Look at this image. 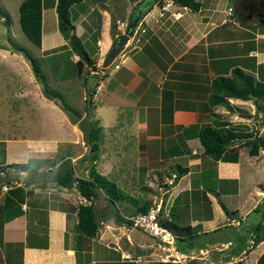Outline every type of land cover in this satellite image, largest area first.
<instances>
[{"label": "crops", "instance_id": "0c3cea01", "mask_svg": "<svg viewBox=\"0 0 264 264\" xmlns=\"http://www.w3.org/2000/svg\"><path fill=\"white\" fill-rule=\"evenodd\" d=\"M21 1L0 0V20L5 13L11 18L9 4L19 6ZM139 1L81 0L70 6L71 32L80 37L97 66L95 70L86 62L82 64L90 67L93 76L99 75L93 99L98 90L104 93L107 89L119 95L136 89L138 95L128 112L122 110L117 116L118 109L107 117L106 124L99 117L107 140L114 133L111 141H117V131L122 130L117 129L118 124L124 127L125 138L137 135L136 194L109 174L116 169L122 179L129 177L126 164L130 154L125 143H104L107 167L100 171L114 178L130 195L145 196L151 206L159 204L162 214L178 224L194 226L196 235L191 243L180 241L189 248L183 252L191 255L181 262L264 264V206L257 207L264 200V149L252 155L245 138L238 136L228 142L222 157L214 159L204 151L197 136L199 126L227 122L226 126L264 137V100L259 101L262 109L254 98L228 97L231 109L208 102L212 79L231 75L234 67L252 74L255 80H264V0H199L196 10L172 0L154 1L116 55L120 58L115 62L118 66L100 70L103 57L113 40L123 36L130 13ZM55 5L56 0H42L38 47L40 57L45 62L48 59L50 67L79 58L66 45ZM17 57L27 66H19ZM28 63L22 53L11 48L7 38L0 37V79L17 85L22 81L17 93L27 97L21 99L28 105L24 110L16 102L7 101V110L19 119L30 115L33 101L42 108L49 106V98ZM148 63L154 66H142ZM53 105L50 107L62 116L61 108ZM14 123L21 126V121L13 120ZM22 125L31 129L26 120ZM24 137L0 139V164L39 160L34 171L27 174L29 185H22L20 179H14L19 187L10 186L9 181L0 183V264H143L142 251L159 257L161 250L154 239L126 222L119 224L110 218L101 223L94 236L79 232L77 204L87 199L75 186L67 188L53 180L54 171L61 169L63 162L55 160L54 139L47 138L46 131L39 138ZM117 147L120 154L114 153L119 151ZM115 154L120 159L118 163ZM83 155L67 158L78 175L84 174V169V175L87 173L88 161L80 160ZM100 159L101 154L97 168ZM176 169L182 174L177 176ZM13 187L17 190L9 192ZM100 203L97 211L104 213L107 205L101 208ZM18 209V215L7 217ZM141 231L147 238L141 237Z\"/></svg>", "mask_w": 264, "mask_h": 264}, {"label": "trees", "instance_id": "16d2710c", "mask_svg": "<svg viewBox=\"0 0 264 264\" xmlns=\"http://www.w3.org/2000/svg\"><path fill=\"white\" fill-rule=\"evenodd\" d=\"M81 0H56V11L58 16V24L61 32L67 38V44L72 47L74 52L79 56L76 61L65 62L63 66H51L61 74V80L66 78L78 77L82 71V64L86 62L97 70V66L93 58H91L83 47V43L80 37L76 36L74 31L70 34L67 33V29H73V25L70 20V6L73 3ZM161 1V0H155ZM173 2L185 5L192 10H196L200 6L199 0H172ZM19 10V23L25 33V35L37 46L41 45L42 36V0H22L18 6ZM4 20L6 24L10 23V16L5 13ZM8 42L14 51L22 53L32 68L33 74L37 81L41 83L42 91L45 96L50 99H56L59 101V106L70 116L71 122L77 123L79 128L83 132V139L88 146V153L81 157V160L86 159L87 173L86 175H78L75 173L74 167L71 163L64 160L60 167L54 171L53 180L60 186L71 188L73 186L79 191V193L87 199L86 202H79L77 204V224L76 228L82 234L87 236H94L98 232L99 226L93 219L92 205L99 198L100 191L104 194V198L107 200L106 205H112L118 211L119 218L123 219L130 225V220L118 210V204L124 201H130L134 208L129 211V214H134L139 211H147L152 204L150 200H139L135 196L130 195L123 190L118 183L103 174L98 168V160L101 154V140H102V128L103 126L99 122V118H95L92 113V107L94 106L92 95L95 92L94 87L89 88L85 96V103L83 109L74 106L69 102L66 94L52 87L47 79V76L43 70V59L39 56L33 55L27 47L18 43L9 35L7 36ZM65 44L60 47H65ZM59 47V48H60ZM228 97H239L243 99L254 98V101L259 109H262L259 101L264 100V80H255L254 76L250 73L244 72L240 67H234L231 75H219L215 76L211 81V92L208 96V102L211 105L223 104L228 108H232ZM84 112V113H83ZM227 122H219L216 125H203L197 129V136L199 137L204 151L214 159H218L223 156L224 151L227 148L228 142L234 137H244L248 152L252 155L257 154L260 148L264 149V137L248 131H241L232 126H226ZM194 126V124L192 125ZM39 161L38 159L36 160ZM35 160L32 161H13L6 164H0L1 174H15L14 178L10 180L22 181V185H29L27 174L34 171L37 164ZM182 174V170L176 169V175ZM2 183V182H1ZM14 187H19V185ZM11 188L9 192H14L17 189ZM20 189V188H19ZM29 192V189L25 191ZM264 206V200L260 202L257 207L262 208ZM263 209V208H262ZM99 212V210H98ZM20 210H15L7 215V217H14L18 215ZM160 222L168 229H170L175 236L176 246L181 249L180 241H188L191 243L192 238L196 235L193 232L194 226L180 225L173 218L167 217L162 214L160 207L159 214ZM179 242V244H178ZM182 250V249H181ZM183 251V250H182ZM264 259V253L262 254ZM91 264V263H89ZM150 264H187L180 261H152Z\"/></svg>", "mask_w": 264, "mask_h": 264}, {"label": "rangeland", "instance_id": "374dc122", "mask_svg": "<svg viewBox=\"0 0 264 264\" xmlns=\"http://www.w3.org/2000/svg\"><path fill=\"white\" fill-rule=\"evenodd\" d=\"M140 2V1H139ZM138 2V4H139ZM137 4V6H138ZM8 10L10 11L11 14V26H8L6 24V21L0 20V37L3 39L7 38V35H11L15 41L18 43L24 45L27 47V49L35 56L39 57L42 54L40 53V49L37 45H35L23 32L20 23H19V10L18 6H15L14 4H9ZM6 53V52H5ZM42 58V57H41ZM43 59V58H42ZM54 59V58H50ZM48 60V59H47ZM43 59L45 64L43 63V70L45 75L47 76L48 82L52 87L57 88L58 90L62 91L64 94H66L69 102H71L74 106L79 107L80 109H83V105L85 103V96L88 92L89 88L94 87V89H97V82L100 81L99 75L93 76V73H91V69L89 66L84 65L82 67V75L80 77H75V78H69V79H61V70L56 71L53 68H51L48 64V61ZM15 61V60H14ZM16 61L18 62L19 66H27L26 63L19 59L18 57L16 58ZM29 62V61H28ZM115 62H120V58H115L110 64L108 69H112L114 67ZM152 63V62H151ZM151 63L144 64L142 66H154ZM29 64V63H28ZM100 72V71H99ZM96 74V73H95ZM36 83V82H35ZM38 83L41 86V83L38 81ZM23 85V82L21 81L18 85L14 84L12 81L10 82H5L2 79H0V139L8 138V137H21V138H26L24 137L25 135L32 136V138H39L41 137L45 131L47 138H52L54 139V143L57 147V155L55 157L56 162L58 160H68L69 155L73 156H81L82 154H87L88 153V146L85 144L84 139H83V132L79 128L78 124L75 122H71L70 116L68 113H66L60 106H59V101L56 99H50L49 98V106L43 107L38 106L39 103L33 101L32 109L30 110V115L26 116L24 119L21 118L19 119L15 114L7 110V101L11 102H16L21 110H24L23 107L27 108L28 105L26 103H23L21 99H26L24 97H21L18 93L17 90L21 89ZM113 86L111 87V89ZM42 89V87H41ZM106 90V88L104 89ZM136 89H128L126 95H119V94H114L107 89V92L102 93L100 90H96V98L94 94V101L96 99V104L97 107L94 106L92 107V113L95 118H101L102 119V124H106L108 122L107 117L111 116V113H117V110L120 109L118 112L117 116H120L122 113V110L127 112L132 108L131 106H134L136 104V100L138 99V95L135 91ZM34 92V90H33ZM33 97V94L30 95ZM93 98V95H92ZM103 100V102H102ZM6 101V102H5ZM38 101V100H37ZM101 101V102H100ZM52 102V103H51ZM55 102L63 111L64 114L59 117V114L52 109L51 107L54 106L53 103ZM158 102H154L155 105H157ZM51 106V107H50ZM30 107V104H29ZM41 107V108H40ZM143 106L140 107V111L143 112L142 109ZM58 109V108H57ZM99 111V113H98ZM121 112V113H120ZM84 113V112H83ZM99 118V119H100ZM13 120H16V122L21 121V126L17 125V123L13 124ZM26 120V124L28 126L30 125L31 129H27L26 126L22 125V122ZM125 119L122 118L121 122H124ZM120 122V120H119ZM124 125V123L122 124ZM62 126V127H61ZM117 129H122L120 131H117L116 135V140L115 143L112 142L111 140L113 139V135L111 132H107V135H112V137L108 139L105 138V133L102 135V148H101V159L99 161V167L98 169H104L106 166V157L107 154L105 151L107 150V146L104 148V143L112 144L115 146L117 142L121 144V142L125 143L127 145V151L129 152L130 156L127 159L128 163L126 164L127 166V172L129 173V177H124L126 179H122L120 176H118V170H112L109 174L115 176V179H118V182H121L126 186L130 191H132L134 194H136L135 188L138 183V181L135 179L137 176V170H136V165H135V154L137 150V135H133L134 137L128 135L127 138H125L126 132L124 131V127H121L120 124L117 125ZM138 138H141V136H138ZM112 142V143H110ZM107 145V144H106ZM123 147V146H121ZM119 149V147H117ZM105 149V150H104ZM114 153L120 154V149L119 151H115ZM116 156V162H119V157ZM61 157L63 159H61ZM65 158V159H64ZM68 158V159H67ZM75 158V157H74ZM80 159V158H78ZM81 160V159H80ZM25 161H32V160H25ZM105 162V163H104ZM107 167V166H106ZM85 169H84V174H85ZM81 174V173H80ZM81 174V175H84ZM140 177H143L144 175L142 173H139ZM115 180L114 178H111ZM116 181V180H115ZM12 182V184H11ZM8 183H10V186L16 185L17 182L13 179L10 180ZM121 186L120 184H118ZM140 200H145V196H141L139 198ZM100 203L102 206L101 208L104 207L106 204L107 200L104 198V194L100 191L99 198L95 201V203ZM203 203V201H202ZM130 205L132 203L129 202H122L118 204V208L120 212L123 215L129 214V211L131 210ZM156 206V205H154ZM203 207V206H202ZM101 210V209H99ZM202 212V210H200ZM112 219L114 221V218L109 217L108 219ZM142 232V231H141ZM147 234L142 232L141 237L147 238ZM132 247V246H131ZM182 250L189 251V248L186 247L184 244L181 246ZM145 250V249H143ZM161 250V249H160ZM144 252V260L143 264H147L149 262H152L153 260H157V256L154 255H148L146 252L147 251H142ZM134 254V253H133ZM159 255V254H158ZM84 260L87 258L89 259V256L84 257ZM196 259V258H195ZM136 264H139L141 262H135ZM134 263V264H135ZM120 264V263H118Z\"/></svg>", "mask_w": 264, "mask_h": 264}, {"label": "built area", "instance_id": "2783aa9c", "mask_svg": "<svg viewBox=\"0 0 264 264\" xmlns=\"http://www.w3.org/2000/svg\"><path fill=\"white\" fill-rule=\"evenodd\" d=\"M115 65L118 66V64ZM159 214L160 205L157 204L147 211H139L125 216L130 220L131 226L137 227L154 239L155 244L161 249L158 260L181 262L191 255L176 246L173 232L160 222Z\"/></svg>", "mask_w": 264, "mask_h": 264}, {"label": "water", "instance_id": "95a60500", "mask_svg": "<svg viewBox=\"0 0 264 264\" xmlns=\"http://www.w3.org/2000/svg\"><path fill=\"white\" fill-rule=\"evenodd\" d=\"M155 0H140L138 6H135L130 13V16L127 20L126 27L124 30V34L119 39H114L110 49L103 57L101 64H100V70L104 71L108 65L115 59L116 55L119 53V51L122 49L124 44L127 42L129 36L133 35L134 30L142 18L145 11L148 9L149 6L153 4ZM2 17V14L0 12V19ZM67 33H71V29H67ZM15 174H1L0 175V183L5 182L11 178H14ZM93 209V219L97 224H101L104 220H106L109 217H113L116 223L124 224L125 221L118 217V214L115 210H113L112 205H107L106 211L104 213H99L97 211V208L95 204L92 205Z\"/></svg>", "mask_w": 264, "mask_h": 264}, {"label": "clouds", "instance_id": "9594fccd", "mask_svg": "<svg viewBox=\"0 0 264 264\" xmlns=\"http://www.w3.org/2000/svg\"><path fill=\"white\" fill-rule=\"evenodd\" d=\"M109 66V65H108Z\"/></svg>", "mask_w": 264, "mask_h": 264}, {"label": "flooded vegetation", "instance_id": "af4514ba", "mask_svg": "<svg viewBox=\"0 0 264 264\" xmlns=\"http://www.w3.org/2000/svg\"><path fill=\"white\" fill-rule=\"evenodd\" d=\"M124 34V33H123Z\"/></svg>", "mask_w": 264, "mask_h": 264}]
</instances>
